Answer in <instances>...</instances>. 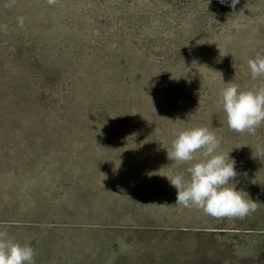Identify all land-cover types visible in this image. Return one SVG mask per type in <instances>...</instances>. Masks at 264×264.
<instances>
[{"label":"rangeland","instance_id":"obj_1","mask_svg":"<svg viewBox=\"0 0 264 264\" xmlns=\"http://www.w3.org/2000/svg\"><path fill=\"white\" fill-rule=\"evenodd\" d=\"M230 5L0 0V230L35 264H264V123L232 131L218 103L225 83L264 85L247 64L264 0ZM193 127L222 138L255 212L175 206L163 176L198 160L166 149Z\"/></svg>","mask_w":264,"mask_h":264},{"label":"clouds","instance_id":"obj_2","mask_svg":"<svg viewBox=\"0 0 264 264\" xmlns=\"http://www.w3.org/2000/svg\"><path fill=\"white\" fill-rule=\"evenodd\" d=\"M219 2L224 4L226 0ZM237 3L239 0H231L230 6L234 8ZM19 24L23 25V18H19ZM247 64L253 80L264 76V54L257 53ZM225 84L218 103L228 128L237 133L255 135L257 128L264 123V85L244 91L233 81ZM173 135L175 139L166 149L168 159L173 163L198 160L186 169L188 178L183 174L163 176L176 190L175 206H194L216 218H244L256 211L257 202L238 189L236 161L230 157L231 152L220 150L222 138L215 131L193 127ZM253 158H264V147H257ZM34 256L30 244H20L7 231L0 230V264H35Z\"/></svg>","mask_w":264,"mask_h":264}]
</instances>
